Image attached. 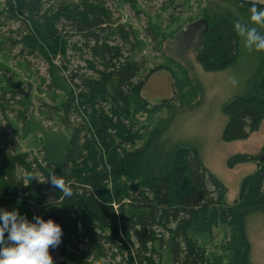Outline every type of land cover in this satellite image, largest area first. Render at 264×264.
I'll list each match as a JSON object with an SVG mask.
<instances>
[{
	"label": "trees",
	"instance_id": "1",
	"mask_svg": "<svg viewBox=\"0 0 264 264\" xmlns=\"http://www.w3.org/2000/svg\"><path fill=\"white\" fill-rule=\"evenodd\" d=\"M2 5L1 15L17 26L11 30L16 34L13 45L48 65L47 93L62 102L43 113L62 128L42 126L17 90L2 91L0 118H8V130L17 126L23 138L41 135L42 149L30 162L29 155L9 150L8 130H0V209H21L20 215L30 221L40 215L32 209L35 205L44 213H58L65 227L67 264H222L206 241L218 227L231 233L225 249L234 262L247 264L245 214H264V147L261 159L246 153L228 158L230 169L258 163L242 180L238 202L230 204L227 187L206 167L196 147H165L163 130L138 146L148 129L131 119L132 103L148 114L165 108L151 107L142 96L153 73L167 71L180 102L186 104V99L167 67L141 78L145 63L131 56L134 32L114 18L107 2L4 0ZM252 5L264 7L249 0H222L216 12L206 14L196 55L204 71L233 67L247 83L246 91L223 107L225 143L249 139L264 122V52L249 51L234 30L240 22L264 34V27L249 21ZM69 52L81 56L87 72L80 66L71 69L70 60L63 62ZM37 172L46 180L52 174L62 177L72 196L54 188L61 202L47 205L43 190L52 185L39 183ZM115 248L122 261H116Z\"/></svg>",
	"mask_w": 264,
	"mask_h": 264
},
{
	"label": "rangeland",
	"instance_id": "2",
	"mask_svg": "<svg viewBox=\"0 0 264 264\" xmlns=\"http://www.w3.org/2000/svg\"><path fill=\"white\" fill-rule=\"evenodd\" d=\"M103 1L107 2L114 18L134 32L132 44L135 50L131 56L145 63L141 78L152 69L162 66L169 68L183 86L186 104L180 102V94L174 91L173 79L167 71H157L150 76L142 96L151 107L164 104L165 108L161 107L148 114L132 103L131 119L148 129L144 141L138 146L149 135L163 130L160 141L163 139L165 147H196L206 167L227 187V201L235 204L238 202L242 180L255 172L258 163L230 169L227 160L235 154L244 153L261 157L264 147V122L259 131L247 140L225 143L221 139L227 121L223 112L224 105L247 89L240 69L232 67L223 72L210 73L204 71L196 60L206 26L205 15L216 12L217 5L222 0H135L134 5H121L117 0ZM249 1L264 4V0ZM3 3L4 0H0V94L2 91L17 90L18 99H27L30 112L34 113L42 126L62 128L57 120H48L51 115L43 113L48 107L52 108L62 102L60 98L54 100L47 93L45 80L49 81L48 65L40 56H28L26 52L21 53L20 45H13L12 40L16 34L11 33V30H16L17 26L7 18V14L1 15ZM122 46L125 56H128V45ZM69 60L71 69L80 66L87 72V67L78 53L69 52L68 60L63 62L67 64ZM57 61L62 62L60 59ZM10 117L12 119L11 115ZM9 127L11 125L8 118H0V130L6 131ZM7 133L11 141L8 142L10 151L29 155L30 162L34 157H39L42 149L41 135L23 138L17 126L10 128ZM36 177L39 183L49 182L39 172ZM43 191L47 205H58L61 202L55 197L53 186H46ZM32 209L42 218L51 213H44L36 205ZM6 210L12 211L13 208ZM17 211L22 213L21 209ZM212 235L211 241L206 239L209 252L217 255L222 264H236L231 253L225 249L231 235L229 230L218 227ZM244 235L247 243V264H264V214L246 212ZM137 248L138 246L135 247ZM115 253L120 256L116 261H122L117 248ZM124 258L127 259L126 254ZM156 264H160V261Z\"/></svg>",
	"mask_w": 264,
	"mask_h": 264
},
{
	"label": "clouds",
	"instance_id": "3",
	"mask_svg": "<svg viewBox=\"0 0 264 264\" xmlns=\"http://www.w3.org/2000/svg\"><path fill=\"white\" fill-rule=\"evenodd\" d=\"M249 21L264 27V7L252 5ZM234 30L243 37L249 51L264 52V34L257 27L237 22ZM47 180L65 197L72 196L70 186L62 177L52 174ZM62 235L61 226L51 219L33 216L30 221L17 210L0 209V264H53L49 249L60 245Z\"/></svg>",
	"mask_w": 264,
	"mask_h": 264
},
{
	"label": "water",
	"instance_id": "4",
	"mask_svg": "<svg viewBox=\"0 0 264 264\" xmlns=\"http://www.w3.org/2000/svg\"><path fill=\"white\" fill-rule=\"evenodd\" d=\"M43 219L44 220L51 219V220H53L54 222L58 223L61 226L62 232H63L62 239H61V243L55 249H52L50 247L49 252H50V255L53 258V264H67L66 261L64 260V249H65L64 236H65V227H64V224H63V222L61 220L60 215L58 213H50V214L44 216Z\"/></svg>",
	"mask_w": 264,
	"mask_h": 264
}]
</instances>
